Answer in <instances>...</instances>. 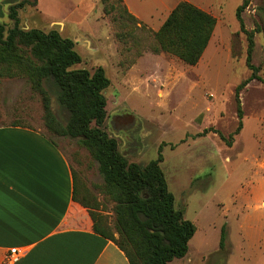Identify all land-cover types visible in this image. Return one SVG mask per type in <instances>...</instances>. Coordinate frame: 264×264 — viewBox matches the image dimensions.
<instances>
[{"label": "rangeland", "instance_id": "1", "mask_svg": "<svg viewBox=\"0 0 264 264\" xmlns=\"http://www.w3.org/2000/svg\"><path fill=\"white\" fill-rule=\"evenodd\" d=\"M19 1H2L0 20L6 27L13 21L9 7ZM180 1L36 0L18 8V16L23 28L56 29L71 39L81 56L74 67L104 69L110 83L101 127L128 161L145 165L161 152L174 208L195 225L187 252L167 264H264V84L259 79L241 89V129L227 143L238 124L236 87L250 75L246 35L235 17L242 0H186L216 19L194 65L151 50L153 32ZM241 15L244 27L254 30L252 62L264 78V0H249ZM45 85L59 114L58 89L52 81ZM12 121L49 134L39 95L26 78L0 77V124ZM54 138L111 224L113 203L101 191L97 162L75 139Z\"/></svg>", "mask_w": 264, "mask_h": 264}, {"label": "trees", "instance_id": "2", "mask_svg": "<svg viewBox=\"0 0 264 264\" xmlns=\"http://www.w3.org/2000/svg\"><path fill=\"white\" fill-rule=\"evenodd\" d=\"M101 1L107 3L109 0ZM35 2L21 0L9 7L12 26L6 27L0 20V77L26 78L32 93L39 95L43 124L49 133L46 134L75 139L97 162L103 179L101 191L113 203L111 224L71 166L72 208L84 209L92 230L113 241L130 264H167L172 258L183 256L195 225L184 218L183 210L174 208V195L160 168L161 152L145 165L130 162L120 153L116 139L101 127L107 116L104 90L110 83L104 69L101 66L91 70L74 67L80 63L81 56L75 50L74 42L61 36L58 30L20 26L18 8ZM248 2L242 0L236 7L235 17L246 35L245 62L250 75L236 87L238 124L227 143H231L241 129V89L252 79H259L264 84V78L258 74L259 67L252 62L254 30L244 27L241 15ZM122 10L135 19L125 6ZM215 23L210 12L182 0L153 32L151 50L166 52L194 65L209 42ZM47 81H52L58 89L59 114L51 106ZM3 124L22 125L15 121Z\"/></svg>", "mask_w": 264, "mask_h": 264}, {"label": "crops", "instance_id": "3", "mask_svg": "<svg viewBox=\"0 0 264 264\" xmlns=\"http://www.w3.org/2000/svg\"><path fill=\"white\" fill-rule=\"evenodd\" d=\"M50 138L39 127L0 124V264H130L84 209L72 208L71 165ZM13 247L21 253L11 262Z\"/></svg>", "mask_w": 264, "mask_h": 264}, {"label": "built area", "instance_id": "4", "mask_svg": "<svg viewBox=\"0 0 264 264\" xmlns=\"http://www.w3.org/2000/svg\"><path fill=\"white\" fill-rule=\"evenodd\" d=\"M20 253H21L20 249H18L16 247L10 248V253H9V256H7V260H9L11 262L17 260Z\"/></svg>", "mask_w": 264, "mask_h": 264}]
</instances>
